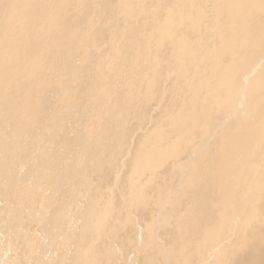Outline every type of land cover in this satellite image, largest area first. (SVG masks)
Masks as SVG:
<instances>
[{"label":"bare ground","instance_id":"1","mask_svg":"<svg viewBox=\"0 0 264 264\" xmlns=\"http://www.w3.org/2000/svg\"><path fill=\"white\" fill-rule=\"evenodd\" d=\"M100 1L0 0V246L34 249L23 222L70 208L76 264L133 244L154 264H264V0H111L104 27L82 10ZM116 164L123 208L88 201L87 167Z\"/></svg>","mask_w":264,"mask_h":264},{"label":"rangeland","instance_id":"2","mask_svg":"<svg viewBox=\"0 0 264 264\" xmlns=\"http://www.w3.org/2000/svg\"><path fill=\"white\" fill-rule=\"evenodd\" d=\"M105 2V3H104ZM106 2H108V3H106ZM110 2H111V0H109V1H104V0H102V1H100V2H97V8H96V4H91V5H88V4H84L83 6H82V10H85V14H87L86 12H91L89 15H91L92 16V14H94V15H96V17H97V19H101L102 21V27H104V26H108L109 24H107L106 22H107V20L109 19V20H111V18L108 16V14H106V13H109L110 14V10L111 11H114L113 9H112V6H113V4H112V6H110ZM120 2H121V0L118 2L117 1V3H116V6H117V4H120ZM105 5V6H103V4ZM95 5V6H94ZM86 6H87V8H86ZM88 6H90V7H88ZM100 6V7H99ZM101 6L103 7V8H101ZM107 6V7H106ZM115 6V5H114ZM83 8H85V9H83ZM95 9L96 8V10L94 11L93 9ZM101 8V9H100ZM90 10H93V12L92 11H90ZM107 11V12H106ZM100 12H102V13H100ZM106 12V13H105ZM100 13V14H99ZM104 13V14H103ZM93 15V16H94ZM101 15V16H100ZM106 15V16H105ZM140 15V14H139ZM99 16V17H98ZM138 17H140V16H138ZM104 18H105V21H104ZM108 18V19H107ZM103 22H105V23H103ZM104 25V26H103ZM146 31L144 30V33H145ZM111 55H113V54H111ZM87 66H85V67H83L84 69H87V68H89L90 66H91V61L89 60L88 62H87ZM84 69H82L81 70V73H80V75H82V74H86V73H88V71H83ZM70 101V100H69ZM133 122V120L131 121V123ZM130 125V124H129ZM136 126L134 125L133 127H132V129L133 130H136V128H135ZM143 130H145V128L144 129H142V131ZM142 131H140V132H142ZM74 132H76V130H74ZM137 132V131H136ZM37 152V151H36ZM133 152H135V150L133 151ZM40 153H42V151L40 152ZM116 156H118V155H115V156H113V158L114 157H116ZM108 159V158H107ZM106 159V160H107ZM111 159V157L108 159V160H110ZM109 162V161H108ZM117 162V161H116ZM25 163V164H24ZM29 163V164H28ZM118 164H120V163H118ZM118 164H116V165H118ZM19 165H20V167H19ZM28 165V166H27ZM17 166L19 167H17L21 172L20 173H22L21 175H23V176H21L22 178L23 177H25V174L28 176V172H29V170L31 169V167H29L30 166V162L28 161L27 163L26 162H21V163H17ZM22 166V167H21ZM27 166V167H26ZM115 167V166H114ZM113 167V168H114ZM119 167L121 168V170H123V171H121L120 169H119ZM87 168H89V169H86V170H88V172H87V175H89V177L91 178L90 180H88L89 178H87V182H88V184H87V186H89V185H91L90 187H88V190H89V188L92 190V188H95V190L96 189H98L99 187V191L98 190H96L95 191V193L94 192H90V191H88V192H86V196L88 197H90V199L88 200V199H85L86 198V196H84V198L82 197V199H81V201L83 200V202L85 201V203H87V201L86 200H88V201H90V200H92V201H96V202H100L99 200H98V198H101L100 200L101 201H104V200H106V197L109 195V191L111 192L110 193V196L112 195V194H114L113 196H111L114 200H116L118 197H119V194H121V195H128V193H129V191H130V185H129V182H124L125 181V178L123 179H120V181L119 182H115V178H117V177H119L120 176V174H123V172H126V169H125V167H124V169H123V167H122V165H118V166H116L114 169H113V173L112 174H107L106 175V177H105V175L101 172H99V171H96V173L94 172L96 169H94V168H91L92 170H94L93 172L92 171H90L91 169H90V167H87ZM116 169H118V170H116ZM26 170V171H25ZM121 171V172H120ZM23 172H25L24 174H23ZM100 173L101 174V176L99 175L98 176V178L100 177H102V179H100L99 181L97 180V176L96 177H94V174L93 173H95V174H97L98 175V173ZM92 174V176H91V174ZM129 172L127 173V176H129ZM29 177V176H28ZM28 177H26V178H28ZM80 177V176H79ZM78 177V178H79ZM84 180L86 179V178H83ZM95 179V181L93 182V180ZM92 180V182H90L89 183V181H91ZM97 180V181H96ZM105 182V184H104V182ZM114 180V181H113ZM124 180V181H123ZM66 181H68V180H66ZM65 181V182H66ZM96 182H99V183H96ZM101 182L103 183V184H101ZM31 183L32 182H30V183H28V184H30L31 185ZM94 183H95V185H94ZM67 184V182L65 183V185ZM97 184V185H96ZM98 184H99V186H98ZM101 184V185H100ZM107 184V186H105ZM64 185V186H65ZM93 185L95 186V187H93ZM24 186V184L22 185V187ZM98 186V187H97ZM40 187V189L39 190H46V189H43L45 186H39ZM65 187H68V185H66ZM82 188V187H81ZM102 188V189H101ZM105 188V189H104ZM41 190V191H42ZM105 191V193L106 194H104L103 195V193H104V191ZM100 191H101V195L99 194L100 193ZM103 191V192H102ZM43 193V192H42ZM88 193H89V195H88ZM98 193V194H97ZM108 193V194H107ZM124 193V194H123ZM147 193L149 194V197H150V199H151V202H150V206H149V209L152 211L153 210V207L151 206V204H153V201L155 200V197H154V192L153 191H151V189L150 188H147ZM93 194H96L95 196H93ZM43 195H44V193H43ZM90 195H92V196H90ZM120 195V196H121ZM103 196H104V198H103ZM93 197V198H92ZM97 198V199H96ZM121 198V197H120ZM124 198V197H123ZM123 198H121L120 200L118 199V200H116L115 201V206H116V208H118L119 207V209L121 210V208H123V207H121L120 205H122L123 206ZM96 199V200H95ZM187 199V198H186ZM189 200V199H188ZM118 201H119V203H118ZM121 201V202H120ZM82 202V203H83ZM187 203H188V201H186ZM101 203H103V202H100L99 204H101ZM2 206L3 207H1L0 208V210H1V213H0V218L1 219H4V218H6V220H5V222L4 221H1V223H0V227H1V229H5L6 228V225L5 224H8V218H9V216L7 215V213H6V208H7V204L5 203V201L3 200L2 201ZM5 204H6V206H5ZM118 206V207H117ZM100 207V206H99ZM119 209H117L118 211H116V212H120V210ZM70 214H71V209L70 208H66V209H63V211H61V212H58V211H56V212H54V213H52L51 215H49L48 216V218L50 217V218H52V219H48L47 220V223H43V224H45V225H43V224H41V222L39 223H35V222H33L31 219H27V220H25L23 223H24V226L25 227H27V228H31V229H36L37 230V232H38V234L39 235H41V237H42V239L43 240H41V241H38L37 243H36V245H35V248L34 249H30V250H27V247H26V243H24L22 240H19V239H16L13 235H12V233H9L6 237H4V239L2 240V244H1V246H0V264H16V263H18V264H73V263H75V260L74 259H72V255L73 254H75V255H77V256H81V251H79L77 248H76V246H75V244L72 242V241H70V239H69V237H70V232H69V229L67 228V227H69V226H67L66 224H70V226L71 227H77V226H80V223H76V221L74 220V219H69V221L67 222V220H68V218L70 217ZM123 214V212H121V215ZM131 214H132V216H133V218H132V222L128 225H124V227L123 226H117L118 227V230L120 229V230H122V231H119L118 233H119V239H117V240H119L120 242H121V240H123V242H121V243H124V242H126V241H128V238H129V236L131 237V235L133 236H136L137 234V230H138V228H140V225H141V228L140 229H142V227H143V225H144V223H145V218H143V217H140V215L135 211V209H133L132 211H131ZM119 213H118V215H116V213H115V216H117L118 218H119V216H121ZM124 215H122L121 216V219L122 220H124L125 221V219H124ZM120 219V218H119ZM120 219V220H121ZM141 219V220H140ZM145 219V220H144ZM141 221V222H140ZM66 223V224H65ZM135 223H138V224H136V228H137V230L135 229V231L136 232H134V231H132V228H131V226L134 224L135 225ZM140 223V224H139ZM139 225V226H138ZM65 227H66V229H65ZM119 227H123L122 229L121 228H119ZM126 227H128V228H126ZM70 228V227H69ZM130 228H131V230H130ZM126 229V230H125ZM124 230V231H123ZM130 230V231H129ZM171 231V230H170ZM170 231H168L169 232V234H168V232H166L165 230H162L161 232H160V235H162L163 236V238L165 239V237L167 238V245L168 246H170L174 241H173V238H172V236H171V234H170ZM123 232H125V235L126 236H124L123 234ZM129 232V233H128ZM131 232V233H130ZM164 232V233H163ZM3 233H6L5 231L3 232ZM122 233V234H121ZM131 234V235H130ZM122 235V236H121ZM127 235H128V237H127ZM167 235V236H166ZM169 235V236H168ZM133 236V237H134ZM127 239H126V238ZM140 237H141V235H140ZM120 238H122L121 240H120ZM134 238H136V237H134ZM172 238V239H171ZM169 239V240H168ZM170 239H171V241H170ZM134 240V239H133ZM166 240V239H165ZM173 241V242H172ZM119 242V243H120ZM171 244H170V243ZM127 243V242H126ZM137 243V242H136ZM128 244V246L129 247H131L130 245L131 244H129V243H127ZM100 245H102V246H104V244L102 243V244H100ZM134 246H135V244H133ZM132 245V247H131V249L133 248V251H134V249H135V247L137 248L138 246H133ZM167 245H166V247H167ZM101 246H100V248H98V249H100L101 250ZM103 249V248H102ZM148 249L149 248H146V250H144V251H142V253L141 252H139V253H135V252H133V251H131V252H122V253H116V254H118V255H120L121 257V262H120V264H124V262H122V261H126L125 262V264H154V262L156 263V260L157 259H159V260H157V262H159L160 261V259L162 260V258H161V256H160V258H158L157 257V259H155V258H153V257H151L150 255H148L149 257H147V254H151V252L150 253H148ZM97 250V249H96ZM146 251V252H145ZM142 254V255H141ZM155 256V255H154ZM153 258V262L151 261V258ZM150 259V261H149V259ZM73 262H72V261ZM155 260V261H154ZM77 261V260H76ZM99 262L100 263H102V264H119V263H116V262H113V260H108V259H106L105 257H100L99 258ZM150 262H152V263H150ZM76 264V263H75ZM77 264H85V262L84 261H78L77 262Z\"/></svg>","mask_w":264,"mask_h":264}]
</instances>
